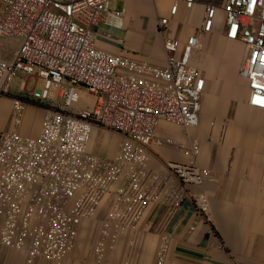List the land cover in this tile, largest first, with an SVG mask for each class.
I'll return each mask as SVG.
<instances>
[{"label": "built area", "instance_id": "obj_1", "mask_svg": "<svg viewBox=\"0 0 264 264\" xmlns=\"http://www.w3.org/2000/svg\"><path fill=\"white\" fill-rule=\"evenodd\" d=\"M112 1L0 0V39L19 42L11 63L0 59V96L23 75L44 83L33 97L55 103L58 95L60 101L46 110L38 138L0 132V252L21 254L23 264H68L83 224L94 219L93 264H113L147 208L162 200V175L148 168L149 147L160 144L159 125L199 124L205 80L191 56L203 44L192 36L182 47L165 34L164 68L105 52L96 46L94 28L112 17ZM170 1L171 16L180 3L188 9L197 4ZM204 8V32L213 30L221 10L225 37L248 49L241 77L249 105L264 110V0H224ZM170 26L168 18L158 22L163 33ZM82 92L94 97L90 110L78 109ZM24 107L16 100L17 116ZM95 125L121 137L114 157L90 153ZM168 170L184 185L211 179L197 166L169 163ZM182 199L167 196L173 208ZM168 252L169 237L162 234L156 264H166Z\"/></svg>", "mask_w": 264, "mask_h": 264}, {"label": "crops", "instance_id": "obj_2", "mask_svg": "<svg viewBox=\"0 0 264 264\" xmlns=\"http://www.w3.org/2000/svg\"><path fill=\"white\" fill-rule=\"evenodd\" d=\"M223 1L197 0L192 9L180 3L171 16L170 0H114L112 17L94 28L97 48L161 68L167 64L165 34L182 47L192 36L206 47L191 56L205 80L199 124L159 125L160 144L149 147L148 168L162 175V200L147 208L137 233L120 244L113 264H156L162 234L169 237L166 264H264V110L249 105L250 90L241 77L248 49L242 41L225 37L223 12L218 11L211 32L202 27L204 4ZM163 18L171 21L165 33L158 27ZM180 24L185 28L181 35L176 33ZM14 45L17 51L18 43ZM234 85L241 94L229 106L222 105ZM16 100L0 96V132L38 138L46 110L26 103L17 116ZM10 120L13 127L6 128ZM95 126L90 153L114 157L121 137ZM102 133L115 134L119 141L109 147L99 140ZM169 163L209 170L211 179L203 185H184L170 173ZM171 193L183 197L175 208L167 201ZM3 262L0 259V264H8Z\"/></svg>", "mask_w": 264, "mask_h": 264}, {"label": "rangeland", "instance_id": "obj_3", "mask_svg": "<svg viewBox=\"0 0 264 264\" xmlns=\"http://www.w3.org/2000/svg\"><path fill=\"white\" fill-rule=\"evenodd\" d=\"M184 26L178 25L176 28V33L180 34L184 32ZM19 43L11 39H0V58L6 62L11 63L15 55V45L14 43ZM203 52L206 51V47L203 45ZM200 50V51H202ZM44 83L41 80H36L34 77H28L23 79V75L13 79L2 92L3 96H11L20 100L24 105L33 104L39 108L47 110L52 107H58L60 101L58 100V95L55 103L51 102H41L40 100L33 97L32 93L43 90ZM241 94L239 88L234 85L230 91L225 93L224 101L221 103L224 106H229L233 100ZM94 104V97L87 93L82 92L80 103L78 104V109L90 110ZM218 105V102L215 101ZM14 121L10 120L6 124V128H12ZM97 127V126H95ZM113 133L111 130H108ZM102 133L99 140H102L107 146L114 147L119 141V137L115 134ZM98 234V219L87 221L83 224L80 236L78 238L76 247L68 264H93V247ZM120 246V245H119ZM119 248V247H118ZM118 251V250H117ZM117 253V252H116ZM114 253V255H116ZM1 261L8 262V264H23L24 257L21 254H17L8 250H2L0 252ZM4 263V262H3ZM2 263V264H3Z\"/></svg>", "mask_w": 264, "mask_h": 264}]
</instances>
